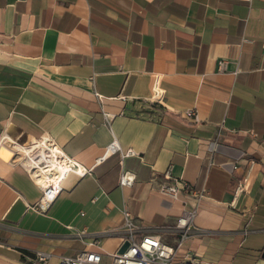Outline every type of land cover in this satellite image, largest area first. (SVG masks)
<instances>
[{
	"label": "crops",
	"instance_id": "obj_1",
	"mask_svg": "<svg viewBox=\"0 0 264 264\" xmlns=\"http://www.w3.org/2000/svg\"><path fill=\"white\" fill-rule=\"evenodd\" d=\"M113 140L137 155L99 161ZM43 141L86 173L40 206L28 157L0 158V264H109L123 207L147 228L195 207L158 192L168 168L205 190L181 246L160 233L176 261L264 264V0H0V149Z\"/></svg>",
	"mask_w": 264,
	"mask_h": 264
},
{
	"label": "built area",
	"instance_id": "obj_2",
	"mask_svg": "<svg viewBox=\"0 0 264 264\" xmlns=\"http://www.w3.org/2000/svg\"><path fill=\"white\" fill-rule=\"evenodd\" d=\"M184 118H188L191 122L197 123L199 117L195 109H189L184 112ZM53 145L52 143H48ZM119 153L121 159L126 157H134L137 154L132 149L122 150L115 140H113L106 148L104 156L99 159L101 161L107 155ZM36 158V155H32ZM65 159V157H62ZM67 162L70 169L65 172L62 180L68 173H75L84 175L86 171L79 167L77 163L67 157ZM43 165L42 163H39ZM161 178L163 182L158 187V192L170 199L176 201L180 194L186 193L193 196L196 200V205L192 209H183L181 214L177 217L175 223L171 226L151 227L147 228L142 225H136L133 222L129 211L126 207L122 209L123 221L119 228L112 231L113 234L121 238V246L127 243L125 250L118 253V250L110 255L109 264H200L198 258L192 255H186L181 261H176L177 248L163 242L160 238V233H170L178 235L177 247L181 246L183 241L187 239L193 230V221L196 216L198 203L205 197V190L194 191L190 186L176 179L171 175V169H166ZM135 175L131 171L122 170L118 184L120 187H131L134 183ZM37 184V183H36ZM39 186V185H38ZM40 187V186H39ZM244 184H239L234 193V199L244 190ZM42 198L41 205H50L62 191L59 185L55 188H41ZM49 195L46 203H43L44 197ZM51 255L47 252L36 251L32 260L33 264H48ZM101 254L90 251H83L77 253L73 257L62 256L58 259L56 264H101Z\"/></svg>",
	"mask_w": 264,
	"mask_h": 264
},
{
	"label": "bare ground",
	"instance_id": "obj_3",
	"mask_svg": "<svg viewBox=\"0 0 264 264\" xmlns=\"http://www.w3.org/2000/svg\"><path fill=\"white\" fill-rule=\"evenodd\" d=\"M11 149L9 150L7 147L2 146L0 158L9 161L13 156V151H18L17 153L20 152L28 157L24 160L28 172L41 188L46 190L47 188H55L58 185L62 187V177L70 169V166L67 162V157L57 146L43 141L40 147L33 143L28 147ZM32 155H36V158L34 159ZM62 157H65V159ZM48 199L49 195L47 194L43 199V203L45 204Z\"/></svg>",
	"mask_w": 264,
	"mask_h": 264
},
{
	"label": "water",
	"instance_id": "obj_4",
	"mask_svg": "<svg viewBox=\"0 0 264 264\" xmlns=\"http://www.w3.org/2000/svg\"><path fill=\"white\" fill-rule=\"evenodd\" d=\"M126 246H127V243H124V244L121 246V248L118 250V253H122V252L125 250ZM263 256H264V253H263Z\"/></svg>",
	"mask_w": 264,
	"mask_h": 264
},
{
	"label": "rangeland",
	"instance_id": "obj_5",
	"mask_svg": "<svg viewBox=\"0 0 264 264\" xmlns=\"http://www.w3.org/2000/svg\"><path fill=\"white\" fill-rule=\"evenodd\" d=\"M20 153V152H19Z\"/></svg>",
	"mask_w": 264,
	"mask_h": 264
}]
</instances>
